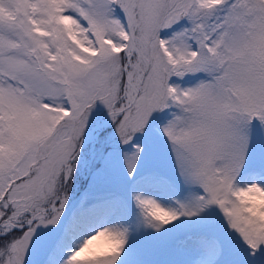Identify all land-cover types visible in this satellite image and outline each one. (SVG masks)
<instances>
[{"label":"snow or ice","instance_id":"1","mask_svg":"<svg viewBox=\"0 0 264 264\" xmlns=\"http://www.w3.org/2000/svg\"><path fill=\"white\" fill-rule=\"evenodd\" d=\"M0 264H264V0H0Z\"/></svg>","mask_w":264,"mask_h":264},{"label":"rangeland","instance_id":"2","mask_svg":"<svg viewBox=\"0 0 264 264\" xmlns=\"http://www.w3.org/2000/svg\"><path fill=\"white\" fill-rule=\"evenodd\" d=\"M156 161L164 166L165 172H167L168 174L172 173L171 162L168 159L167 153L163 150V148H161L160 151L158 152ZM147 172H148V162L147 160H144L140 164L139 171L136 174V179L133 180L132 178H129L126 175L123 166L119 164V162H117V164L109 174V181L105 189L106 195L101 196L99 199L107 200L110 197H120V200L113 201L110 204L98 207L91 213L87 214L86 216L81 217L80 221L82 222V224L77 225L74 231L77 234L76 239L74 241L68 242V244L66 245L65 255L67 254V251H70L71 249L76 247L77 244L80 242V239L84 235L91 233L95 227H99L102 224H106L110 220L112 222L124 221L126 218L122 213L119 215L108 214L106 219H103L100 215H98L97 217L94 216L96 215L97 212L104 213V210L106 208L110 210V212L113 207L123 209L124 205L129 203L130 192L144 191L147 194L155 193L157 198L160 199L161 202L166 206H173V207L175 206L173 200L182 198L183 191H176L169 193H163L159 191L155 186V181L147 177L146 175ZM87 183H88L87 180L82 176L77 177L76 181L74 182V185L70 192L69 205L65 209V216L62 217V220H64L65 222L67 223L69 222V216L72 212H74L75 208L77 207L80 197L84 194V189L87 186ZM132 207H134V205H132ZM101 208H103V211ZM93 218L98 219L100 221V224L96 225L95 223H93L92 221ZM204 222L205 221H202L201 219L196 217H193L191 220H188L187 218H181V222L177 224V228L175 229V231L178 233L185 232L195 228L196 226Z\"/></svg>","mask_w":264,"mask_h":264}]
</instances>
